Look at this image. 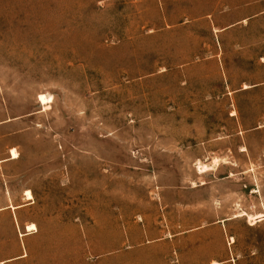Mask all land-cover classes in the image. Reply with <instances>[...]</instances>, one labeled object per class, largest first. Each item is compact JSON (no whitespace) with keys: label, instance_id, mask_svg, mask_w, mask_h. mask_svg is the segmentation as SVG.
Here are the masks:
<instances>
[{"label":"rangeland","instance_id":"1","mask_svg":"<svg viewBox=\"0 0 264 264\" xmlns=\"http://www.w3.org/2000/svg\"><path fill=\"white\" fill-rule=\"evenodd\" d=\"M258 215L264 0H0V264H264Z\"/></svg>","mask_w":264,"mask_h":264},{"label":"bare ground","instance_id":"2","mask_svg":"<svg viewBox=\"0 0 264 264\" xmlns=\"http://www.w3.org/2000/svg\"><path fill=\"white\" fill-rule=\"evenodd\" d=\"M245 89H247V88H245ZM39 103L41 105L46 106L49 103L48 98L46 96H44V95H41L39 97ZM11 155H12V160H15V159L18 158V153L14 149L11 151ZM199 170L202 171V172H205L206 171V166L205 167H200ZM26 196L28 197L27 200H31L32 199V195L29 192H27ZM244 215H245V213L237 215V217H243ZM263 219H264V215H258L256 217L250 216L249 221H250L251 225H255L256 224V222H255L256 220H257V222H260ZM27 231L33 233V232L37 231V228H36L35 225L32 224V225H29L27 227ZM229 242H230V245L235 244L234 238L231 237ZM215 264H217V263H215Z\"/></svg>","mask_w":264,"mask_h":264}]
</instances>
